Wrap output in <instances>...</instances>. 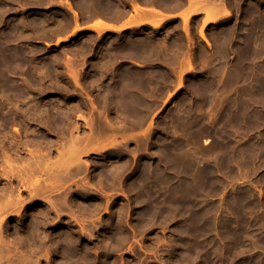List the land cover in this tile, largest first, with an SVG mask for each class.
Masks as SVG:
<instances>
[{
  "label": "rangeland",
  "instance_id": "374dc122",
  "mask_svg": "<svg viewBox=\"0 0 264 264\" xmlns=\"http://www.w3.org/2000/svg\"><path fill=\"white\" fill-rule=\"evenodd\" d=\"M263 82L264 0H0V263L264 264Z\"/></svg>",
  "mask_w": 264,
  "mask_h": 264
},
{
  "label": "bare ground",
  "instance_id": "6f19581e",
  "mask_svg": "<svg viewBox=\"0 0 264 264\" xmlns=\"http://www.w3.org/2000/svg\"><path fill=\"white\" fill-rule=\"evenodd\" d=\"M253 8V7H252ZM196 13L197 12H190V13H188V14H186V16H191V15H196ZM255 13H256V10H255ZM254 13V14H255ZM150 14V13H149ZM143 15V14H142ZM145 15V14H144ZM256 15V14H255ZM185 16V17H186ZM184 17V16H183ZM185 17H184V19H185ZM211 17V15H208L207 16V18H206V20L204 21V24H203V28L206 26V25H208V24H211V23H214L215 22V20H214V18H210ZM258 17V16H257ZM139 18V17H138ZM140 18H141V16H140ZM213 19V20H212ZM259 20V19H258ZM249 22V21H248ZM150 24H153L152 22H150ZM254 25V24H253ZM111 27H114V26H110L109 27V25H106V24H104V23H101V22H98V24H95V26H93V28H97V29H111ZM116 28V27H115ZM115 28H113V29H115ZM118 28V27H117ZM123 28L124 27H120V28H118L117 29V31H120V30H123ZM116 30V29H115ZM78 30H76V32H77ZM201 32H203V31H201ZM75 33V32H74ZM203 36V35H202ZM68 40V38H65L64 40H63V42H66ZM205 40V39H204ZM209 44V43H208ZM248 48V47H247ZM247 72V71H246ZM245 72V73H246ZM260 81H262V80H260ZM264 83V82H263ZM257 86V85H256ZM261 85H259V87H260ZM255 89V88H254ZM262 89V88H261ZM256 90V89H255ZM255 92V91H254ZM257 92V91H256ZM260 92V91H259ZM262 92H264V91H262ZM235 96V95H234ZM243 96V95H242ZM241 97V96H240ZM239 97V98H240ZM247 98H249V97H247ZM260 98V97H259ZM234 99V98H233ZM244 99V98H243ZM246 100V99H245ZM244 101V100H243ZM242 101V102H243ZM251 101V99L249 100V102ZM223 102V101H222ZM245 102V101H244ZM221 103V102H220ZM219 103V104H220ZM228 103V102H227ZM248 103V102H247ZM223 105V104H222ZM236 105V104H235ZM246 105V104H245ZM241 106H242V104H241ZM221 107V106H220ZM224 108V107H223ZM237 108H239V107H237ZM249 108V107H248ZM222 109V108H221ZM226 109V108H225ZM243 109H245V108H243ZM228 111H229V109H228ZM249 111V110H248ZM245 115V114H244ZM232 116V115H231ZM236 119V118H235ZM239 120V119H238ZM232 122V121H231ZM242 122V121H241ZM251 123V122H250ZM167 149V148H166ZM178 158V157H177ZM38 161V160H37ZM173 161V160H172ZM174 162V161H173ZM172 162V163H173ZM194 162V161H193ZM38 163H40V162H38ZM38 163H35V164H38ZM41 164V163H40ZM180 165V164H179ZM37 167V166H36ZM183 167V166H182ZM32 169V168H31ZM30 169V170H31ZM37 169V168H36ZM36 169H35V171H36ZM194 169V168H193ZM40 170V169H39ZM180 170V169H179ZM184 170V169H183ZM32 171H34V170H32ZM182 171V170H181ZM189 171V170H188ZM196 172V171H195ZM31 173V172H30ZM189 173V172H188ZM35 174V173H34ZM191 174V173H190ZM189 174V175H190ZM206 174V173H205ZM30 175H32V173L30 174ZM36 183V182H35ZM35 183L33 182L32 184H34L35 185ZM39 183V182H38ZM32 186V185H31ZM38 186V185H37ZM38 187H40V188H42L41 186H40V184H39V186ZM39 188V189H40ZM34 189V188H33ZM35 189H36V187H35ZM39 189L37 190V191H39ZM41 191V190H40ZM33 192V191H32ZM200 192V191H199ZM203 192V191H202ZM34 193V192H33ZM32 193V194H33ZM35 193L37 194V192L35 191ZM204 193V192H203ZM173 194V193H172ZM171 194V195H172ZM182 194V193H181ZM201 194V193H200ZM34 196V195H33ZM37 196V195H36ZM178 197V196H177ZM35 198V197H34ZM176 199V198H175ZM179 199V198H178ZM184 199H185V197H184ZM189 199V198H188ZM170 200V199H169ZM174 202V201H173ZM183 202V201H182ZM175 203V202H174ZM184 203V202H183ZM0 252H1V250H0ZM1 258V257H0ZM2 259H3V257H2ZM1 259V260H2ZM4 260V259H3ZM2 262V261H1ZM0 264H4L3 262L2 263H0Z\"/></svg>",
  "mask_w": 264,
  "mask_h": 264
},
{
  "label": "crops",
  "instance_id": "0c3cea01",
  "mask_svg": "<svg viewBox=\"0 0 264 264\" xmlns=\"http://www.w3.org/2000/svg\"><path fill=\"white\" fill-rule=\"evenodd\" d=\"M181 14L182 13H179L178 15L181 16ZM154 16L155 15L153 13H151V12H145V13H143V15H141V18L140 17L138 18V16H135L133 14L132 17L127 18L124 22H113V21L108 22L107 25H109V27L110 26H114V27H111V29H107V30L116 32V30L118 28H120V27H124L125 26L124 28H129V26L140 25V24H143V23L151 22V21L154 20ZM95 24H97V23L94 22L91 25L92 26L93 25L95 26ZM147 24H149V23H147ZM113 28H115L116 30L113 29Z\"/></svg>",
  "mask_w": 264,
  "mask_h": 264
}]
</instances>
